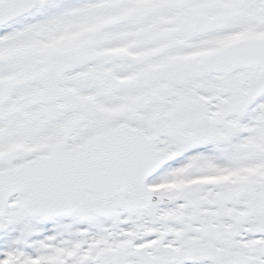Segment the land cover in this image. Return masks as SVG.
<instances>
[{
    "label": "snow or ice",
    "instance_id": "1",
    "mask_svg": "<svg viewBox=\"0 0 264 264\" xmlns=\"http://www.w3.org/2000/svg\"><path fill=\"white\" fill-rule=\"evenodd\" d=\"M0 264H264V0H0Z\"/></svg>",
    "mask_w": 264,
    "mask_h": 264
}]
</instances>
